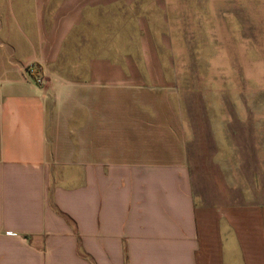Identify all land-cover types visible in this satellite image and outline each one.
Here are the masks:
<instances>
[{
	"label": "crops",
	"instance_id": "0c3cea01",
	"mask_svg": "<svg viewBox=\"0 0 264 264\" xmlns=\"http://www.w3.org/2000/svg\"><path fill=\"white\" fill-rule=\"evenodd\" d=\"M158 41L139 0H0V264H264V202L197 205L141 156Z\"/></svg>",
	"mask_w": 264,
	"mask_h": 264
},
{
	"label": "rangeland",
	"instance_id": "374dc122",
	"mask_svg": "<svg viewBox=\"0 0 264 264\" xmlns=\"http://www.w3.org/2000/svg\"><path fill=\"white\" fill-rule=\"evenodd\" d=\"M139 8L173 84L148 97L153 142L141 156L183 161L197 205L264 202V0H139Z\"/></svg>",
	"mask_w": 264,
	"mask_h": 264
},
{
	"label": "built area",
	"instance_id": "2783aa9c",
	"mask_svg": "<svg viewBox=\"0 0 264 264\" xmlns=\"http://www.w3.org/2000/svg\"><path fill=\"white\" fill-rule=\"evenodd\" d=\"M25 72L33 79V81L37 85L42 86L46 83L45 74L39 66L30 64L25 67Z\"/></svg>",
	"mask_w": 264,
	"mask_h": 264
}]
</instances>
